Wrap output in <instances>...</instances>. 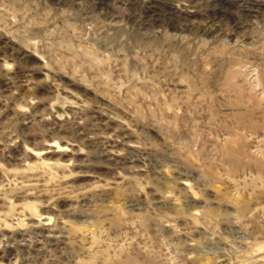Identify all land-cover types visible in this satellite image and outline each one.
Masks as SVG:
<instances>
[{
  "label": "rangeland",
  "instance_id": "1",
  "mask_svg": "<svg viewBox=\"0 0 264 264\" xmlns=\"http://www.w3.org/2000/svg\"><path fill=\"white\" fill-rule=\"evenodd\" d=\"M0 264H264V0H0Z\"/></svg>",
  "mask_w": 264,
  "mask_h": 264
}]
</instances>
